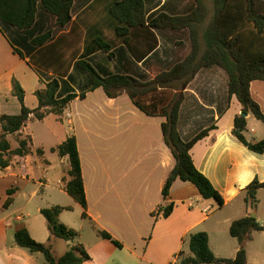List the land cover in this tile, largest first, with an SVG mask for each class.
Instances as JSON below:
<instances>
[{"label": "crops", "instance_id": "1", "mask_svg": "<svg viewBox=\"0 0 264 264\" xmlns=\"http://www.w3.org/2000/svg\"><path fill=\"white\" fill-rule=\"evenodd\" d=\"M118 1L74 0L71 20L62 28L42 9H38L30 30L19 31L0 23V115H18L21 111L18 99L12 95L13 81L23 89L24 104L30 109L38 106L36 90L53 79L60 83L62 97L67 92L85 93L84 98L72 100L60 116L49 113L42 120L30 116L21 131L6 136L15 149L19 138L30 135L32 151L25 156H13L7 167H0V264H43L36 255L39 253L30 254L18 247L9 235L12 230L14 234L17 224H23L37 242L51 245L59 239H49L46 220L40 214L42 208L70 207L69 211L78 209L82 215V207L62 189L69 168L68 158L51 152L69 136H75L81 160L87 201V216H81L82 222L88 220L97 234L89 243L66 242L67 251L76 244L87 251L90 260L82 264H114L117 249L125 247L139 264H169L182 251L188 235L196 230L208 234L216 257L231 259L216 254L211 231L220 226L229 229L236 220L233 216L222 214L213 225L207 226L219 210L213 201L202 199L189 182L177 180L169 197L166 200L162 197V187L175 163L162 138L164 118L140 111L125 91L108 97L102 88L90 90L89 75L77 66L84 59L101 76L130 75L141 81L168 71L190 52L189 29L150 27V21L160 13L186 16L194 10L195 1L142 0L145 24L130 27L126 40L117 35L116 28L122 24L110 13ZM212 1L203 0L207 15L199 25L202 51L204 32L213 18ZM49 30L51 36L47 42L39 46L31 44L34 37ZM99 41L109 48L99 49ZM250 94L264 113V81L251 82ZM183 95L178 118L183 141L215 125L208 136L193 145L190 153L194 165L222 196L221 209L235 208L238 215L243 214L239 218L254 213L261 223L264 214L258 204L264 188L257 192L258 203L253 211L246 208L244 191L254 180L264 182V154L248 150L232 134L234 119L241 115L242 107L235 96L228 98L225 71L218 66L202 68ZM245 119L247 140H262L264 125L251 113ZM12 189V201L5 207L8 191ZM19 201L25 204L13 208ZM168 204H172V212L164 218L159 207ZM64 212L68 211L60 214L59 221L79 230L80 239L84 228L81 224L78 228L77 222L69 217H62ZM143 213L149 214L151 220L148 228L141 230L135 219H140ZM100 230L110 233L122 248L101 238ZM147 233L152 234L147 248L160 243L154 246L153 257L137 255L130 247L133 239L140 240ZM237 250L238 247L233 250L232 258Z\"/></svg>", "mask_w": 264, "mask_h": 264}, {"label": "trees", "instance_id": "2", "mask_svg": "<svg viewBox=\"0 0 264 264\" xmlns=\"http://www.w3.org/2000/svg\"><path fill=\"white\" fill-rule=\"evenodd\" d=\"M74 0H0V23L19 31L30 30L35 23L38 9L55 18L56 26L65 27L71 20ZM194 10L186 16H168L157 14L150 21V27L171 29L188 28L190 32V52L168 71L156 75L148 81L138 80L130 75L113 74L101 76L87 61L80 59L77 66L89 75L90 90L102 88L108 97H116L125 91L134 105L148 116L164 118L161 123V133L164 144L169 148L174 166L169 172L162 187V197L166 200L170 195L172 185L177 180L191 183L204 200L213 201L217 207L224 206V200L194 165L191 149L193 145L209 135L215 129L210 126L197 133L191 140L183 141L178 131V118L183 91L196 73L202 68L218 66L228 77V98L235 96L241 104L242 113H251L264 125V113L250 94V83L255 80L264 81V0H213V18L205 29L201 49L199 25L207 15L203 0H194ZM110 13L122 26L116 28L117 35L126 40L130 27H141L145 24L144 4L142 0H120L110 8ZM124 24V26H123ZM51 31H46L31 40L33 46H39L48 41ZM98 48L105 50L109 45L99 41ZM14 52L23 57L17 49ZM60 83L53 79L44 88L36 90L38 106L30 109L24 104V91L16 82H12V95L15 96L21 111L18 115H0V167L9 165L13 156H25L31 153L32 138L30 135L18 139V147H11L6 139L8 134H16L28 123L30 116L42 120L47 114L60 116L68 104L79 95L67 92L60 95ZM245 117L238 115L234 119L232 134L253 153L264 154V138L258 141H248ZM51 152L60 157H67L69 168L63 178L62 189L82 209V217L86 218L87 206L84 183L82 178L81 160L75 136H69L61 144L53 147ZM37 153H42L37 150ZM264 188V182L252 181L245 189L246 208L255 210L258 199L257 192ZM13 189L8 191L4 204L7 207L11 201ZM172 204L160 206L162 216L167 218L172 212ZM70 207L52 206L42 208L40 214L44 217L49 231V239L59 238L73 242L79 237L78 231L59 221L63 211ZM153 216V214H152ZM264 226L250 214L232 221L229 234L238 242L239 248L234 258L215 257L209 245L206 232L191 233L187 239L189 254L180 251L178 264H247V254L244 246L251 240V233L262 231ZM101 238L111 241L117 248L122 244L107 231L100 230ZM15 244L26 249L30 254L39 253L44 257L43 264H82L90 260V256L81 244L71 246L61 256L53 254L50 244L34 240L23 224H17L14 231Z\"/></svg>", "mask_w": 264, "mask_h": 264}, {"label": "rangeland", "instance_id": "3", "mask_svg": "<svg viewBox=\"0 0 264 264\" xmlns=\"http://www.w3.org/2000/svg\"><path fill=\"white\" fill-rule=\"evenodd\" d=\"M260 196H262V197H260V202L258 204V208L264 214V192H261ZM24 204H25L24 202L19 201L18 204H16L17 206H14L13 208H16V207H18L20 205H24ZM215 206L217 207L216 204H215ZM221 208L217 207V209L219 211L217 212V214H215V216L210 221H208L206 223L207 226L213 225L214 221L217 219V217L222 215V214L228 215V216H233V218H235V219H237L243 215L242 213H239V215H238V213H236L235 208H232V207H228V208H224V209H221ZM64 216L69 217L71 220H73L72 222H77L76 226L78 228H79L80 224L82 225V228H84V231H82L80 233V235H81L80 239L79 238L75 239L74 240L75 242L89 243V242H91L92 239H94V238L96 239L97 234L94 232L93 227L90 224V222L88 220H84V222H82L83 219L81 218V211L80 210L76 209L75 211L64 212L62 217H64ZM150 220H151L150 215L143 213V215L140 217V219H138V218L135 219V222L137 221V226L139 227V229L144 230L145 228H148V226L150 225V223H149ZM171 221L175 223V220H173V218ZM261 224H262V226H264V221H262ZM12 231L9 233V235L14 238V234ZM137 231H138V229H137ZM196 231H194V232H196ZM211 232H212L211 233L212 246H213L216 254H220L222 256H227V257L232 258L233 257L232 256L233 250L236 247L239 248V245H238L237 240L230 236L229 229L227 228V226H220L218 230L214 229ZM151 235H152L151 233L150 234L147 233L144 236H142V238L140 237V240L137 237L135 239H133V241H132L133 243H131V245H130L131 249L133 251H135L137 253V255L140 254L142 256L144 255V256H148V257H153L152 256L153 255V248H154V246L160 245V243L156 242L154 244L149 245V247L147 248V243L149 242ZM189 235H188V237H189ZM51 245H52L53 254L56 256H60V255L64 254L68 248L66 241H64L62 239L53 240ZM244 249H245L246 254L248 256L247 259H249L248 264H264V229L262 231L252 232L251 233V240L246 243V245L244 246ZM181 250L184 251L185 253L189 254L188 241H186V243L182 246ZM36 255H38L39 260L44 263V257L41 254H36ZM217 258H219V257H217ZM113 262H115L114 264H139L140 263V261L132 255L131 250L128 247H125L122 249H117L116 253L113 256ZM176 262H177V258L174 257V258L170 259L169 264H178Z\"/></svg>", "mask_w": 264, "mask_h": 264}, {"label": "water", "instance_id": "4", "mask_svg": "<svg viewBox=\"0 0 264 264\" xmlns=\"http://www.w3.org/2000/svg\"><path fill=\"white\" fill-rule=\"evenodd\" d=\"M241 115H242L243 117H245V116H246V114H245V113H241ZM250 216H251V217H255V214H254V213H252Z\"/></svg>", "mask_w": 264, "mask_h": 264}]
</instances>
